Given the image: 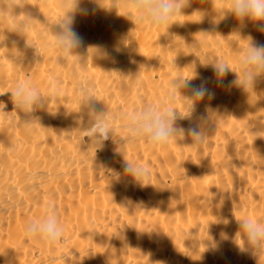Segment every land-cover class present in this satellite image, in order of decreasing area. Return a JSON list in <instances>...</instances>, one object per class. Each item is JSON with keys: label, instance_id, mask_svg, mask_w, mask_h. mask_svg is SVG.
Instances as JSON below:
<instances>
[{"label": "bare ground", "instance_id": "bare-ground-1", "mask_svg": "<svg viewBox=\"0 0 264 264\" xmlns=\"http://www.w3.org/2000/svg\"><path fill=\"white\" fill-rule=\"evenodd\" d=\"M211 3L215 7L216 0H192L168 30H153L103 9L97 0H81L89 14L77 15L74 27L83 39L76 53L86 66L58 65L46 47L63 15L57 0H28L14 10L35 20L28 39L43 55L36 60L34 49H25L26 38L5 29L12 21L0 22L6 37L0 44L4 111H16L9 91L18 80L31 79L47 93L55 77L63 92L48 110L34 114L31 133L20 125L23 114L5 118L0 112V264H264V255L241 250L235 240L245 215L264 220V77L246 92L229 87L235 73L228 72L220 85L206 65L223 58L237 70L243 38L264 43V33L248 22L241 39L234 34L237 20H219ZM90 46L107 55L92 56ZM17 50L25 55L13 62ZM193 75L194 85L206 82L214 95L197 101L192 120L177 125L187 129L206 121L209 138L199 151L186 146L190 137L162 150L126 146L125 159L150 168L144 186L123 175L118 137L100 149L80 138V114L74 112L79 76L94 83L97 110L119 116L145 103L161 104L174 78ZM176 106L183 112L179 97ZM49 202L65 226V242L54 249L24 235L26 222L42 215Z\"/></svg>", "mask_w": 264, "mask_h": 264}, {"label": "clouds", "instance_id": "clouds-1", "mask_svg": "<svg viewBox=\"0 0 264 264\" xmlns=\"http://www.w3.org/2000/svg\"><path fill=\"white\" fill-rule=\"evenodd\" d=\"M26 3L28 0H0V22L12 21L11 26L5 29L26 38L25 49H34L33 59L36 60L43 55L37 44L28 39V33L34 27L32 22L35 20L29 15H16L14 12L16 8H23ZM57 3L63 15L54 23L56 30L51 31L54 39L48 42L46 47L54 51L58 65H67L71 61L73 66H86L87 62L76 53V50L83 46V39L76 31L74 24L77 15H88L89 10L79 6L81 0H57ZM97 3L107 11L115 10L118 15L131 20L136 26L168 30L172 24L178 22L177 17L185 16L183 10L191 6L192 0H97ZM211 5L216 17H222L219 20L230 16L237 20L238 29L234 34L240 38V32L247 28L248 22L253 23L258 31L264 33V0H216L215 7L212 3ZM195 13L204 15V12L200 10ZM5 38L4 33H0V44ZM41 38L46 40L44 34H41ZM243 40L246 41V46L236 49L237 52L242 53L237 57V70H233L223 58H213L206 65L210 64L214 68L216 80L220 85L223 84V78L227 73L233 72L236 74V79L230 82L229 87L235 86L249 92L264 77V43L255 41L250 35ZM193 45L196 49L201 48L198 40ZM90 49L94 50L92 56L107 55L100 46H90ZM24 55L25 53L17 50L12 61L18 62ZM194 78L195 75L190 79L177 76L171 81V87L161 104L145 103L131 113H122L117 116L108 109L97 110L96 101L100 100L97 99L94 83L87 77L79 76L75 87V103L78 109L74 112L80 114L78 117L81 124L80 138L83 141L87 137L91 146L100 149L105 141L118 137L121 146L119 152L124 157L123 175L132 177L144 186V182L152 174L150 168L125 159L126 146L144 143L152 150H162L172 143L178 144V141L190 137L192 143L186 146L199 151L209 138L203 127L206 121L194 122L187 129L177 125L179 119L192 120L197 101L205 96L211 98L214 95L208 89L206 82L194 85L192 83ZM61 83L54 77L47 93H44L31 79L18 80L15 87L9 91L16 109L13 112L23 114L20 125L26 133H31L38 121V117L34 114L38 110H48L49 104L62 96ZM182 90H186L189 94H184ZM178 97L183 105V112L176 106ZM4 107L5 105L0 103V112H3L7 118L13 112L4 111ZM11 119L15 121V115H12ZM112 175L116 180L121 179V173L113 172ZM24 235L27 241H39L49 249H54L65 242V226L58 210L51 202L42 215L26 222ZM235 240L241 250L251 251L258 256L264 255V220H254L245 215L239 220V232Z\"/></svg>", "mask_w": 264, "mask_h": 264}]
</instances>
